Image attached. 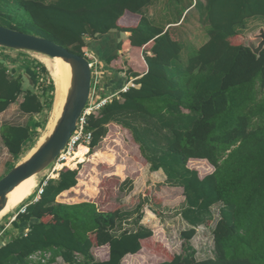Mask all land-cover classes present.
I'll return each mask as SVG.
<instances>
[{
	"label": "trees",
	"instance_id": "1",
	"mask_svg": "<svg viewBox=\"0 0 264 264\" xmlns=\"http://www.w3.org/2000/svg\"><path fill=\"white\" fill-rule=\"evenodd\" d=\"M150 1L0 0V26L45 38L81 57L89 48L86 39L129 34L125 60L116 53L97 54L106 68L125 77L120 91L87 118L89 149L99 145L108 125L120 126L131 133L150 171H161L165 185L182 189L179 215L188 226L180 233L182 254L170 255L156 244L153 249L165 258L158 264H264V52L255 56L238 42L237 31L251 18H264V0H191L207 41L184 59L183 42L142 14ZM120 60L123 67L117 69ZM127 67L130 71H123ZM130 82L133 86L121 92ZM54 89L40 63L26 65L24 73L0 63V114L21 97V114L40 115L52 108ZM32 121L0 127L13 161L38 135L42 125ZM190 161L205 162L212 171L201 178L188 167ZM71 169L49 179L38 201L11 224L16 235L0 244V264H47L58 258L64 264H122L127 255L152 253L153 232L140 224L141 206L134 230H126L133 213L56 201L77 185L78 172ZM219 203L214 256L198 260L190 241L196 227L210 226L211 208ZM102 247L107 259L96 261L93 250ZM37 253L49 258L30 259Z\"/></svg>",
	"mask_w": 264,
	"mask_h": 264
},
{
	"label": "rangeland",
	"instance_id": "2",
	"mask_svg": "<svg viewBox=\"0 0 264 264\" xmlns=\"http://www.w3.org/2000/svg\"><path fill=\"white\" fill-rule=\"evenodd\" d=\"M179 9L180 8L174 11H179ZM191 16L193 19L190 18ZM197 16V13L193 10L192 13L187 16L188 18L186 21L190 19V22L191 20H194L195 23H190L189 25H186V27L193 28L196 26ZM260 29L264 30V18H251L243 27L237 28V31L241 34L238 42L245 45L247 41H251V43L253 42L254 45H257L259 41L254 40L252 36L256 35ZM99 39H101V37L92 42H89V39H86V44H91L93 53H89L85 49L83 50L87 60L92 63V94L90 95L92 104H96L103 99L116 95L120 91L118 89L119 85L121 82L124 83L125 77L124 75L106 68L104 62H101L100 56L97 55L96 51L102 55L103 53H106L104 56L111 54V52H108L106 50L107 48L102 46V44L98 45V50L97 48L94 49ZM182 42L184 44L186 42L187 44L191 43V45H188L189 50L183 52L188 53V57L192 56L195 53L193 45L199 41L182 40ZM184 49L185 47L183 45V50ZM87 53L89 54L87 55ZM121 57L123 60L126 58L125 56ZM43 58L50 59L35 53L12 50L5 51L0 49V63L6 64L10 70L15 69L17 73H24V67L33 62L40 63L44 66L42 62ZM184 58L185 55L182 54V59ZM138 61L140 62L139 67H145L144 61L140 56L138 57ZM122 63L123 62L120 60L114 67H123ZM130 69L134 70L136 68L131 65ZM123 71L128 72L130 70L127 67ZM42 79L43 81L46 80L44 77ZM26 84L27 82H24L25 88ZM52 108L50 110H45L40 115L30 118L21 114L19 110L16 109V106L13 105L5 114L0 115V127L3 124L26 125L32 120V123L38 122L42 125L40 128H37L38 135L33 136L25 145L24 154L19 160L13 161L0 139V180L6 175L12 166H17L21 162L20 160L31 149L38 145L42 134L47 131L46 126L51 117ZM78 160L79 163L72 162L69 164V166L76 164L73 169H70L78 172L77 185L65 196L59 197L58 203L77 204L92 202L97 206L98 210L102 212H110L118 209L121 212L133 213L129 221L123 226L126 230H134L135 226L133 223L138 216L135 210L138 206H141L143 217L140 224L153 232L152 240L148 244L152 253L146 254V252H142L137 257H134V261L131 262L127 260L125 261V264L161 263L165 258L160 252L153 249L156 244L161 245L170 255L182 254L183 242L180 239V233L183 230L188 229V226L179 215L184 207L182 189L168 187L164 184L165 177L160 171H150L149 164L145 162L140 153L139 146L133 141L130 132L114 124L108 125L106 136L96 148L89 149V152L80 148ZM188 167L197 170L201 178L212 171L208 170L209 165L205 162L190 161L188 162ZM50 168L51 167L35 176L36 185L41 184L42 181L45 180L50 173ZM117 169L121 172V175L119 176L116 175ZM37 191L38 188H35L33 194L23 203H27L35 198ZM20 205L0 217V231L3 227L5 228L9 225L12 216L16 213ZM220 208V203L211 208L212 222L210 226H203V228L207 229L203 230V232H201L202 229L200 230V227H196V234L190 241L191 246L195 251V258L198 260L208 259L214 256L212 232L216 222L219 220ZM13 235H16V231L11 225H9L0 241L2 243L6 242L9 237ZM107 253V248L97 249L96 252L93 253L94 259L96 261H99L102 258L105 259ZM47 258H49V255ZM47 264H64V262L58 258L54 262Z\"/></svg>",
	"mask_w": 264,
	"mask_h": 264
},
{
	"label": "water",
	"instance_id": "3",
	"mask_svg": "<svg viewBox=\"0 0 264 264\" xmlns=\"http://www.w3.org/2000/svg\"><path fill=\"white\" fill-rule=\"evenodd\" d=\"M252 38L259 41L257 45L247 41L244 46L259 57L264 51V30L260 29ZM0 48L35 53L50 59L58 58L71 67L70 89L55 126L27 160L19 163L0 180L1 212L6 204V195L22 181L48 169L66 146L89 101L92 71L86 57L71 53L66 48L45 38L3 26H0Z\"/></svg>",
	"mask_w": 264,
	"mask_h": 264
},
{
	"label": "crops",
	"instance_id": "4",
	"mask_svg": "<svg viewBox=\"0 0 264 264\" xmlns=\"http://www.w3.org/2000/svg\"><path fill=\"white\" fill-rule=\"evenodd\" d=\"M191 0H181L179 2H175L174 0H151L149 5L146 6L142 10V14L147 18L151 23L164 28V30H169L172 34L173 37L178 40H186V41H196L198 40L199 42L194 44V49H198L200 46H202L206 41H207V34L204 29H201L199 25V20L197 17V24L193 28H188L186 25H189L190 23L193 24L194 20L190 19L187 20V16L192 13L194 9L191 6ZM179 9V11H174L176 9ZM193 16V14H192ZM190 17L193 19V17ZM195 23V22H194ZM129 34L127 33H117V32H112L106 36H101V39H99L97 45L94 47L97 48L99 44H102V46L106 47L108 52H111V54H119L120 56H126L129 54L130 50V42L128 40ZM100 38V37H99ZM93 40L89 39V42H92ZM114 42V43H113ZM89 44V43H88ZM93 44V43H92ZM193 44V43H192ZM120 47H119V46ZM185 49L183 51L189 50V46L191 43L187 44V42L184 44ZM108 46V47H107ZM110 46V47H109ZM85 50L89 53H93L91 49V44L89 45V48H85ZM98 50V48H97ZM182 52V51H181ZM87 53V55L89 54ZM97 54H99L96 51ZM105 54V53H103ZM183 55L188 56V53L182 52ZM110 55V54H108ZM28 87V83L26 84V88ZM22 101V98L20 97L14 106H16V109L18 110V105ZM13 106V105H12ZM11 107V106H10ZM9 107V108H10ZM8 108V109H9ZM4 113L0 114L3 115ZM27 117H30L29 115H25ZM34 117V116H33ZM161 172V171H160ZM162 173V172H161ZM163 175V173H162ZM164 176V175H163ZM56 176L55 178H57ZM59 198V197H58ZM56 199L57 202H59V199ZM200 230H207L206 228H203V226H199ZM205 227V226H204ZM198 228V227H197ZM102 248H107V247H102ZM101 249V248H98ZM97 249L93 250V253L96 252ZM108 256V253L104 258L100 259L99 261L106 260ZM134 257L132 255H127L124 257L122 260V264H125V261H134Z\"/></svg>",
	"mask_w": 264,
	"mask_h": 264
},
{
	"label": "bare ground",
	"instance_id": "5",
	"mask_svg": "<svg viewBox=\"0 0 264 264\" xmlns=\"http://www.w3.org/2000/svg\"><path fill=\"white\" fill-rule=\"evenodd\" d=\"M41 58V57H40ZM41 61V60H40ZM44 66L47 68L50 77L53 80L55 92H54V101H53V108L51 112V117L49 122L46 126L47 131L42 134V137L39 140V143L43 142L44 139L47 137L49 132L55 126V123L60 116L62 111L63 105L65 103L68 91L70 89L71 84V67L70 65L63 62L61 59H42ZM38 143V145H39ZM36 144V143H34ZM31 149L20 161V163L27 160L32 153L36 150L37 146ZM80 148L74 153L73 157L71 158V162L79 163L78 156L80 154ZM76 164H73L69 167H75ZM36 185L35 176H32L21 183H19L11 192L6 195V204L3 210L0 212V217L6 214L8 211L10 212L12 209L26 201L34 192ZM37 189V188H36Z\"/></svg>",
	"mask_w": 264,
	"mask_h": 264
},
{
	"label": "built area",
	"instance_id": "6",
	"mask_svg": "<svg viewBox=\"0 0 264 264\" xmlns=\"http://www.w3.org/2000/svg\"><path fill=\"white\" fill-rule=\"evenodd\" d=\"M90 66H91V70H92V63H90ZM129 86H133L131 84V82L128 83L126 86H124V88H121V92H125L127 90L126 88H128ZM91 94H92V87H91L90 95ZM111 98H113V96L106 98V99H103L102 101H99L96 104H92L91 99L89 98V101H88L85 109L83 110L81 117L78 119L75 131L71 135V137H70L69 141L67 142L66 146L64 147V149L60 152V154L55 159L54 163L50 166L51 170H50L49 175L45 178L44 181H42L41 184L37 185L36 188H38V191L36 192V197L33 198L31 201H29L27 203H22L20 205V207L18 208L16 213H14V215L12 216V218L9 222V225H11L16 220L18 215L24 214L29 205L38 201L40 195L43 192V187L46 185V183L49 179H55V177L58 176V173L63 168L70 169L69 164L72 163L70 160L73 157L74 153L78 150V148L81 145L88 147V150H89V145H90L91 140H92V134L90 131H87V129H86L87 118L90 115L98 112ZM9 225H7L5 228L3 227V229L0 231V239L2 238L4 232L9 227ZM24 233H26V231ZM24 236H26V234ZM0 244H2L1 241H0ZM47 256L48 255L43 256V255H40V253H37V254L31 256L30 259L36 261V260H41L42 257L45 259V258H47Z\"/></svg>",
	"mask_w": 264,
	"mask_h": 264
}]
</instances>
